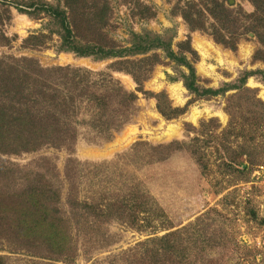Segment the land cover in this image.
Here are the masks:
<instances>
[{
	"label": "rangeland",
	"instance_id": "1",
	"mask_svg": "<svg viewBox=\"0 0 264 264\" xmlns=\"http://www.w3.org/2000/svg\"><path fill=\"white\" fill-rule=\"evenodd\" d=\"M189 1L0 0V60L19 66L15 76L29 73L58 92L59 124L68 125L63 143L0 151V200L32 186L56 190L59 201L49 203L71 240L66 254L54 255L41 243L3 238L0 264H163L175 257L192 264H264V131L253 143L224 133L229 101L249 94L244 89L264 101L261 45L241 16L255 7L249 0L227 3L241 24L227 30L197 14V8L208 13L206 0H198L193 18L205 29L191 31L180 14ZM45 6L65 15L71 35ZM147 37L188 60L200 95L185 87L188 68L165 48L135 49L147 47L140 39ZM66 41L79 49L128 51L124 57L81 55ZM23 59L28 62L18 63ZM4 68L11 69L0 66V72ZM114 86L138 99L125 116L96 127L97 98L114 94ZM224 88L225 94L204 93ZM159 104L166 113H183L167 119ZM51 112L48 107L45 124ZM8 212L0 216L4 230L13 229L10 221L19 213ZM170 232L176 234L169 242L149 243Z\"/></svg>",
	"mask_w": 264,
	"mask_h": 264
},
{
	"label": "trees",
	"instance_id": "2",
	"mask_svg": "<svg viewBox=\"0 0 264 264\" xmlns=\"http://www.w3.org/2000/svg\"><path fill=\"white\" fill-rule=\"evenodd\" d=\"M178 1V3H180L181 0ZM196 1L198 0H190L189 3H185V5L189 6H186L182 10L180 9V14L187 22L191 31L205 29L203 23L201 24L193 18L196 15L195 12L193 13V9L195 7L197 8L198 5ZM231 1L232 0H206L204 5H207L206 9L209 14L205 13V10H201L200 8H197V14H199V16L210 15L215 21H221L223 26L225 24V27L223 28L227 30L231 29L233 26L237 27L239 25L241 27L239 20L234 17V13L230 10V6L232 5ZM249 1L255 7V12L250 15L241 13V16L249 20L247 27L249 26L251 29H249L248 32H251V34L258 39L261 45L258 54L259 57L264 60V0ZM227 3L230 6H227ZM15 8L20 11L18 6L15 5ZM42 9L65 21L66 32L68 35H71L72 31L68 27L63 13H59L47 6ZM144 9L150 11L149 13L152 17L155 16V12L150 7L144 6ZM221 30L223 29L221 28ZM238 30L240 29L238 28ZM214 33L222 37V31H214ZM140 39L149 42V45L147 47L138 46L135 47V49L140 50L139 48H143L142 51L147 52L150 48L163 47L169 51V56L175 59L176 62H184L189 70V75L183 76L184 85L192 93L200 95L199 88L196 86L197 77L195 70L185 57L182 59L176 57L175 53L170 49V45L165 44L164 41L158 38H154L153 41H149L150 38L148 37ZM66 43L69 49H72L81 55L98 54L99 52L103 53V57H124L128 51L111 50L109 52H104L103 49L96 47L79 49L69 41H66ZM13 61L15 62L18 60ZM26 62H28L27 59H23L22 62L18 61V63L22 64H25ZM0 66L11 68L10 70L4 68L2 72H0V151L7 147L13 148L12 150L18 153L28 152L39 148L46 143H63L64 140H67L68 132L65 126L68 125L65 123H62V125L59 124L61 115L57 111V107L62 106H59L56 101V98H58V92L52 91L50 87L48 89L42 88L45 82L38 81V79L33 78L29 73H23V78L15 76L16 74H14V72L16 71L14 70L18 69V65L14 68L4 60H0ZM86 82L85 84H87ZM45 86L49 85L46 84ZM110 90H114V94L103 95L100 99L97 98L99 117L95 120L96 127H108L115 118L125 116L127 110H129L138 99V96L135 93H128L121 89V87L114 86ZM227 91V88L219 91L210 89L204 91V93L215 96L222 93L225 94ZM243 91L244 94H249L239 96V99H241L239 101L240 104L239 102L234 103V101H229L226 107V111L229 114L231 121L224 133L226 136L236 135L237 139L242 137L246 138L250 143H253L252 141L257 140L258 131H264V101L259 99L256 92L253 90L244 89ZM85 92H87V89H85L83 94L85 97L87 96L90 98L91 93ZM5 98H8V101L11 102V104L8 105L7 103L2 102ZM157 99L160 100V96L157 95ZM76 100V98L69 100L71 102L70 107L75 106ZM48 107L52 109L51 113L53 114L52 118L49 116L47 123L45 124L43 118ZM54 108L55 110H53ZM169 110L170 112L166 113L159 104L160 113L167 119L178 118L183 113V110L181 109L170 108ZM243 119H245V122H243ZM239 122L244 125L240 129H238ZM52 125H55L54 129L51 128ZM237 164L246 168L244 163ZM59 197V193L56 190L32 186L24 190L21 194L16 193L13 196L6 197L8 200H0V216L7 211H9L8 213L14 212V214L19 212L17 217L10 221V226H12L13 229L10 228L9 230H4V222H2V219L0 218V240L8 238L9 241L15 240L25 243H41L54 255L66 254L62 252L70 250L71 240L69 241L66 232L63 230V221L58 215V209L49 203V201H59ZM15 225L17 226V229L14 228ZM175 234L176 233L170 232L161 239H153L149 243L155 245L161 242L167 243ZM163 248L167 254H170L168 253V251L171 250L169 246H163ZM187 261L188 259L186 257H175L169 262L163 264H192V262L187 263Z\"/></svg>",
	"mask_w": 264,
	"mask_h": 264
},
{
	"label": "water",
	"instance_id": "3",
	"mask_svg": "<svg viewBox=\"0 0 264 264\" xmlns=\"http://www.w3.org/2000/svg\"><path fill=\"white\" fill-rule=\"evenodd\" d=\"M234 1L232 0L231 3H233Z\"/></svg>",
	"mask_w": 264,
	"mask_h": 264
},
{
	"label": "bare ground",
	"instance_id": "4",
	"mask_svg": "<svg viewBox=\"0 0 264 264\" xmlns=\"http://www.w3.org/2000/svg\"><path fill=\"white\" fill-rule=\"evenodd\" d=\"M193 118H196L195 116H193Z\"/></svg>",
	"mask_w": 264,
	"mask_h": 264
}]
</instances>
